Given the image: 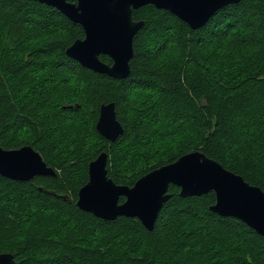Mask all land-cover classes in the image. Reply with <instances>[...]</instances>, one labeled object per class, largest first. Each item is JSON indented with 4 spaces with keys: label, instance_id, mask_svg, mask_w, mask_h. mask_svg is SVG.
Wrapping results in <instances>:
<instances>
[{
    "label": "trees",
    "instance_id": "1",
    "mask_svg": "<svg viewBox=\"0 0 264 264\" xmlns=\"http://www.w3.org/2000/svg\"><path fill=\"white\" fill-rule=\"evenodd\" d=\"M250 9H256L264 37V0L228 5L197 30L151 5L134 10L132 19L143 27L133 39L130 75L116 80L66 56L84 33L58 10L0 0V11L9 15L0 28V147L30 146L57 175L29 182L0 176V253L12 254L15 264H180L190 249L205 260L201 264H264V237L235 218L211 212L213 192L180 198L179 189L169 186L171 197L151 231L135 218L103 221L75 205L89 162L102 152L108 154L107 176L118 185L132 186L149 171L200 151L264 193V108L251 103L254 95L264 97V69L253 64L246 80L233 78L246 54L238 39L226 40L246 26ZM33 24L52 34L23 38L22 30ZM179 37L196 57L185 66L168 57ZM220 37L226 38L221 61L213 49ZM99 58L111 65L107 56ZM83 76L90 79L80 90ZM242 81L249 93L238 102L232 91ZM142 93L146 97L139 99ZM107 103L114 104L124 130L112 143L95 130L99 107ZM23 205L46 211L55 221L37 225L28 212L21 213ZM185 217L197 226L180 229L177 223ZM72 218L86 220L90 233L73 237ZM32 226L35 234H29ZM118 234L138 237L143 247L118 251ZM98 239L104 242L99 245Z\"/></svg>",
    "mask_w": 264,
    "mask_h": 264
},
{
    "label": "water",
    "instance_id": "2",
    "mask_svg": "<svg viewBox=\"0 0 264 264\" xmlns=\"http://www.w3.org/2000/svg\"><path fill=\"white\" fill-rule=\"evenodd\" d=\"M58 10L71 23L79 25L82 40L66 50L69 58L83 68L116 80L130 75L133 39L142 29L132 12L151 5L164 10L190 29L204 27L221 9L243 0H28ZM107 56L111 65L100 60ZM97 133L109 142L123 134L113 103L99 107ZM108 154L100 153L89 162L87 182L79 188L75 205L78 210L103 221L119 217L135 218L148 231L153 230L159 212L170 199L169 186L179 189L180 198L200 197L213 192L215 203L210 211L222 218H235L257 235L264 237V193L239 175L229 172L216 161L195 151L173 163L155 168L138 178L132 186L115 184L107 176ZM0 176L19 182L35 177H56L41 155L30 146L5 150L0 147ZM44 191L68 201L64 196ZM123 198V202H120ZM0 264H15L10 253H0Z\"/></svg>",
    "mask_w": 264,
    "mask_h": 264
},
{
    "label": "rangeland",
    "instance_id": "3",
    "mask_svg": "<svg viewBox=\"0 0 264 264\" xmlns=\"http://www.w3.org/2000/svg\"><path fill=\"white\" fill-rule=\"evenodd\" d=\"M8 14H5L0 11V28L2 23L6 22L8 19ZM247 19H245L243 22L246 26L240 27L237 31L236 35L232 39H226L223 37H220V41H217L214 44V51L217 58L219 56H222V53H220L221 49L220 46L224 45V41L226 40H233L238 39L242 45L241 47L245 49L244 53L246 56H244L240 61L239 66L234 67V71L232 72V77L239 80H246L249 72V68L252 67L253 64H257L263 67L264 69V37L261 36L258 30V18L256 16V9H250L247 10L246 13ZM52 34L51 32H42V30H39V28L33 24L30 27H26L22 30V37L26 38L28 40H36V39H45L48 36ZM184 37V36H183ZM185 38V37H184ZM255 43L257 45H255ZM175 47L171 49L170 53L168 54V57L177 62L181 65L185 66L188 64L191 60L195 59L194 54H192L191 50L187 47L183 40H180V37L177 38L175 42ZM255 55V57H253ZM253 57V58H252ZM251 58V59H250ZM220 59V58H218ZM250 59V60H249ZM233 60L232 58L230 59ZM249 60L248 63H246ZM221 61V59H220ZM246 63V66H243V64ZM221 64V63H220ZM248 64V65H247ZM222 65V64H221ZM90 79V78H89ZM89 79L86 76L82 77V81H84V86L80 90H84L86 88V85L89 81ZM241 82L239 86L232 91V96L235 101L241 102L239 100L242 96L248 95V91L245 90L247 87V84L244 85V82ZM109 86V88H108ZM106 89H112L114 85H108ZM84 93V92H83ZM146 95L142 93L139 95V99L145 98ZM251 103L255 106H261V108H264V97L263 95H254L251 97ZM192 128L191 135H193ZM80 135H86L87 133L85 131H78L77 134ZM21 213L24 215H27V212L33 216L32 220L33 223H36L37 225L43 224L49 221H55V216L46 212L42 211L40 209L34 208V207H27V205H23L20 207ZM178 227L180 229H183L185 231H189L191 229H194V227L197 226L196 222L192 218H183L180 219L177 223ZM91 225L87 223L86 220H80V219H71V224L69 225V230L72 232L73 237L76 239H80L81 237L85 236V233H90L87 231V227H90ZM94 231V229H93ZM21 231H18V233ZM26 233V232H25ZM36 231H34V227H31V231L29 234H35ZM27 234V233H26ZM114 240L120 243V250L118 251H126L128 253H135L139 252L140 249L143 247L141 245V240L138 237H121L119 234L114 236ZM104 242L103 240L97 241L99 245ZM205 260H202L198 256L194 255L190 249H187L184 255L181 258L180 264H201Z\"/></svg>",
    "mask_w": 264,
    "mask_h": 264
},
{
    "label": "bare ground",
    "instance_id": "4",
    "mask_svg": "<svg viewBox=\"0 0 264 264\" xmlns=\"http://www.w3.org/2000/svg\"><path fill=\"white\" fill-rule=\"evenodd\" d=\"M260 236V235H259Z\"/></svg>",
    "mask_w": 264,
    "mask_h": 264
}]
</instances>
